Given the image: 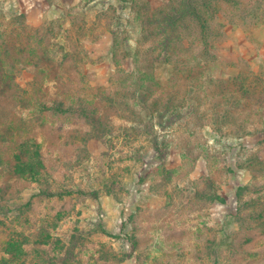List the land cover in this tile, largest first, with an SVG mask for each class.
<instances>
[{
  "label": "rangeland",
  "instance_id": "obj_1",
  "mask_svg": "<svg viewBox=\"0 0 264 264\" xmlns=\"http://www.w3.org/2000/svg\"><path fill=\"white\" fill-rule=\"evenodd\" d=\"M207 1L215 9L212 15L205 11L212 16L209 55L193 22L181 27L183 42L166 40L169 34L158 24L183 0H0V58L15 53L4 52L5 47L15 50L29 43L36 51L27 50L26 56L44 64L35 31L49 29L41 43L51 47L48 59L60 63L69 54L70 66L82 71L73 75L78 81L71 79V96L107 105L105 119L112 131L83 142L89 126L48 115L40 125L35 111L26 134L42 133L46 169L37 181L12 179L13 163L1 159L9 161L11 151L0 150V162H5L0 163V262L264 264V164L255 160L264 158V133L259 132L264 120H239L249 134L239 138L229 132L234 123L219 132L208 110L213 94L222 93L218 83L226 82L232 106H238L235 91L242 103L238 109L261 106L264 0ZM172 46L180 54L166 60L163 51ZM137 48L148 53H141L139 63L147 65L152 58L156 82L171 90L166 98H175L162 121H152L157 141L166 146L161 156L153 150L152 136L142 134L143 124L131 107L122 121L116 117L119 110L98 95V87L109 92L115 86L118 69L134 68ZM239 76L253 86L245 100L232 81ZM12 78L20 89H32L30 69L19 67ZM223 102L218 98L214 104L223 108ZM239 186L251 187L241 200ZM8 243L13 260L5 254ZM17 246L24 255L17 254Z\"/></svg>",
  "mask_w": 264,
  "mask_h": 264
},
{
  "label": "trees",
  "instance_id": "obj_2",
  "mask_svg": "<svg viewBox=\"0 0 264 264\" xmlns=\"http://www.w3.org/2000/svg\"><path fill=\"white\" fill-rule=\"evenodd\" d=\"M205 11L206 14L212 12L211 15L215 11L214 6L207 0H183L180 8L174 12L173 15L165 14L158 20V24L164 34H169L166 40L176 38L182 41L185 40V38L180 32L181 27L184 28L183 26H187V22H193L200 29L198 37L199 41L201 40L205 46V48L203 47L205 50L204 54L209 55L210 52L208 51L209 47L207 40L209 36L207 35H209V29H211L209 18L212 16H206ZM48 32L49 29L41 32V28H37L35 31L36 38L34 43L38 46L39 52L42 53V57H46L44 64H42V61L29 60L26 56L27 50H30L29 43L24 47L19 45L15 50L10 49V47H5L4 52L8 53L10 51H15V53H13L15 56L9 55L7 58H0V150L6 149L11 151L9 152V155H11L9 161L8 159L5 160L4 157H1V159L6 161L9 165L13 163L12 179L14 180L37 181V178L42 174L43 170L46 169L45 159L40 146L42 133L39 131V135L34 134V136H32L33 138H29L28 136L31 135L26 134V128L28 123L33 121L32 118L33 115L35 116V111L39 110L40 117L38 121L40 122V125L48 122L46 117L43 116L48 115L62 117L65 121H68V117H72L73 119H76L81 126L83 124L89 126L90 130L83 142L88 140V138L101 140L106 136H110L111 133L108 132H112L107 127V120L105 119L106 109L104 107L107 105H94L86 98L78 97L75 99L74 96H71L74 88V82L71 79L73 78L75 79L74 81H78L73 75H82V71L78 65L70 66L72 62L69 61V54L65 52V50L63 51L65 54L60 63L50 62L48 57L51 47L50 45L43 46L41 44L45 41ZM38 37L41 38L39 41H37ZM34 49L30 51L35 52L36 49ZM60 49L62 50L61 47ZM179 51L182 50L180 49ZM186 52H189L187 51V48L184 49V53ZM141 53H143L144 56L148 55V53L142 48H137L134 54V57L136 58L134 59V68L131 71H125L122 68L118 69L112 80V83L115 86L112 87L109 92H107V89L101 87H98L97 90L98 95L101 96L102 101H105V104L111 105L119 110L118 113L120 115H116V117L120 118L122 121L125 119L122 115L124 111L130 112V107L133 109L132 112L134 113V116H137V118L139 117V121L143 124L141 125L142 134L147 137L152 136L151 142L153 144V150L161 156L166 153V146L157 141L156 126L152 124V121L163 119L164 115L174 106L173 101L175 98H166V95H168L171 90L162 88L156 82L152 71L154 68V61L152 58L151 62H148L147 65L139 63L138 60H141ZM178 54L180 53L174 46L163 51V56H166V60H168L170 56L174 57ZM18 66L21 69H30L33 73L34 81L31 84L32 89L23 90L15 84L12 74L19 69ZM61 74H65L70 78L62 77ZM240 77L241 76L237 77L235 80L232 79V81L239 85L240 91H242V100H245L246 98L251 97L250 91L253 86L251 83L249 84L250 81H246V79L243 80ZM227 83L228 82L224 85L218 83L219 90H222V93L216 91L213 94L215 98H213V96L211 98L212 103L210 106L212 108L208 109L209 118L210 120L214 119V124L218 127L216 128L219 132L223 130L222 125H228L231 123H234V125L236 124L235 127L230 128L233 129L229 132H234V135L240 138L241 135L249 134L244 132L246 128H243L244 126L242 123L239 125V120L242 122H244L245 119L250 118H260L264 120V92H262L263 97L258 102V104L261 103V106H258L256 111L252 110V106H249L246 109H238L242 103L238 101L236 97L237 92L235 91L233 99L236 101L234 103L238 106H232V92L228 90ZM210 84L213 85L214 83ZM203 88L205 90L204 93L208 91L206 86H203ZM218 98L220 100L224 99L223 105L225 106L223 108L219 103L214 104ZM206 99H209V97L206 96ZM215 105L216 107H214ZM136 107H138L139 112H136ZM219 108H221V110H219ZM24 111H26V115H22ZM129 112H125L124 114ZM124 121L127 122V120ZM161 121H158L159 125H162ZM78 122L77 124H79ZM11 130L14 132L12 136H10ZM259 132L264 133V122L262 123V129ZM78 133L80 132L78 131ZM90 133L91 137H87ZM71 137L72 136H70V138ZM29 141H31V145L28 144ZM6 150L4 151L6 152ZM255 160L258 162V165L264 164L263 157L256 156ZM249 167H251V163ZM255 179H257V176H253V180ZM250 189V186H239L236 191L237 199L241 200ZM259 190L260 189L257 191L261 192ZM218 200L221 204L224 203L222 199ZM1 208L2 207H0V210ZM101 230L107 236L113 237L103 229ZM12 243L6 245L7 249L5 254L6 256H9V259L13 260L14 255L11 252V249L13 248ZM17 247H19L17 249V254L21 256L24 255L20 246ZM131 248L134 250V242L131 243ZM8 263L9 262H7L6 258L2 259L0 262V264Z\"/></svg>",
  "mask_w": 264,
  "mask_h": 264
}]
</instances>
